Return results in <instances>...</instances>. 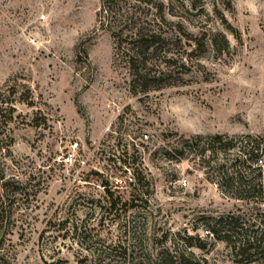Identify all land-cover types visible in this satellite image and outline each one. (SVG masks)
<instances>
[{"label": "rangeland", "instance_id": "rangeland-1", "mask_svg": "<svg viewBox=\"0 0 264 264\" xmlns=\"http://www.w3.org/2000/svg\"><path fill=\"white\" fill-rule=\"evenodd\" d=\"M100 7L0 0V176L27 191L9 264H264V206L227 194L217 159L209 168L189 147L195 135L264 136V0ZM115 18L144 28L148 49L117 43ZM229 215L246 236L207 232ZM245 238L260 246L238 256L232 241Z\"/></svg>", "mask_w": 264, "mask_h": 264}, {"label": "trees", "instance_id": "trees-1", "mask_svg": "<svg viewBox=\"0 0 264 264\" xmlns=\"http://www.w3.org/2000/svg\"><path fill=\"white\" fill-rule=\"evenodd\" d=\"M112 0H101L100 11L101 14L105 12L104 5L110 4ZM99 22L101 23L104 15L99 14ZM129 22H121V19L115 18L111 22V34L116 42L122 41L129 45L127 50L132 53H138V50L146 51L148 47L145 45L148 38L151 36L145 32L144 28L135 27L126 32L125 26ZM122 35H124L122 37ZM134 59H130L129 65L134 68ZM189 147L194 148L195 152L199 153V160L201 164H206L209 168H213V157L217 159L215 173L219 186L230 196L237 199L251 200L257 204L264 206V136L245 137L225 136L222 134H214L207 136L195 135ZM179 154L183 155L185 148L178 150ZM224 184V185H223ZM26 186L13 177L0 176V264H9V258L15 255H9V250L6 248L7 236L12 232L11 225L14 224L13 205L17 202L19 197L27 195L25 191ZM109 194L107 199V215L112 213L116 208L117 201ZM19 196V197H18ZM68 218L60 221L59 228L64 232L66 229ZM264 226V213L261 215L259 221ZM5 229L1 231V228ZM215 227L207 226V232L215 235L217 239L225 242H231V239L236 234L245 235L247 229L241 224L239 216L229 215L221 217L216 221ZM75 230V227H72ZM254 242V243H253ZM258 242V243H256ZM259 240L249 241V239H236L232 241L231 248L238 256L250 255L252 248H259ZM182 257V256H181ZM180 261L184 262L182 257ZM179 261V264H180ZM151 264H171L165 258L153 261Z\"/></svg>", "mask_w": 264, "mask_h": 264}]
</instances>
